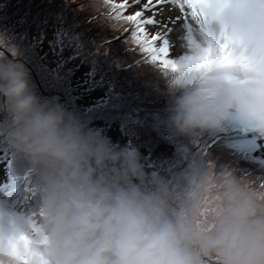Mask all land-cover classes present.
Instances as JSON below:
<instances>
[{
  "label": "clouds",
  "instance_id": "clouds-1",
  "mask_svg": "<svg viewBox=\"0 0 264 264\" xmlns=\"http://www.w3.org/2000/svg\"><path fill=\"white\" fill-rule=\"evenodd\" d=\"M205 11L199 23L189 18L173 56L183 63L224 47L232 63L172 71L145 58L137 67L163 85L155 90L168 97L176 135L202 136L236 118L264 137V0H210ZM18 56L0 35V113L9 118L0 136L33 171L23 210L0 204V264H264V201L248 184L229 179L210 207L179 204L138 152L40 97Z\"/></svg>",
  "mask_w": 264,
  "mask_h": 264
},
{
  "label": "rangeland",
  "instance_id": "rangeland-1",
  "mask_svg": "<svg viewBox=\"0 0 264 264\" xmlns=\"http://www.w3.org/2000/svg\"><path fill=\"white\" fill-rule=\"evenodd\" d=\"M120 1L109 0L94 9L92 0H0V35L18 52L40 97L57 98L87 127L99 130L119 148L138 152L149 178L166 181L179 204L202 201L210 207L219 194L220 186L213 183L202 189L196 187L199 171L208 179L203 182L214 181L221 186L234 177L248 184L264 201L260 195L264 183L259 182L264 177L260 168L264 162V137L252 132L251 137L256 139L249 141L246 148L259 150L245 153L244 157L232 141H210L219 130L191 139L176 135L167 122L168 97L157 90L149 93L148 85L156 89L159 81L143 62L137 67L136 62L143 61L144 54L131 39L132 25L115 19L112 5ZM134 1V6L122 14L142 11L143 19H148L156 13L160 24L146 25V32L165 33L173 54L184 38L190 17L186 21L174 4L144 10L147 0ZM175 55L181 58V54ZM77 89L98 94L93 103L84 104L77 98ZM135 89H141L139 94ZM100 118L108 124L103 126ZM8 120L6 114L0 113V129ZM222 129L232 131L226 124ZM9 168L27 175L24 185L30 190L32 169L0 136V204L7 202V211L16 213L23 210V198L13 207L1 188ZM208 264L214 261L208 260Z\"/></svg>",
  "mask_w": 264,
  "mask_h": 264
},
{
  "label": "snow or ice",
  "instance_id": "snow-or-ice-1",
  "mask_svg": "<svg viewBox=\"0 0 264 264\" xmlns=\"http://www.w3.org/2000/svg\"><path fill=\"white\" fill-rule=\"evenodd\" d=\"M105 4L109 3V0H104ZM139 3V0H136ZM171 3L178 6L182 17L187 21V18L199 23L198 17L206 19V6L210 3V0H156L153 4V0H147L144 4V10H151L152 7L157 5ZM127 0L125 3L119 5H112L113 12L115 13V19L121 23H127L132 25L131 29V39L138 46L139 51L144 54L145 58L153 62H159L164 68L171 69L172 71H179L181 68L191 69L192 65L195 63L198 67L208 66L213 58H219L223 63H232L231 54L225 51L224 47H220L218 50L212 48L206 49L203 55L196 57H182V61L170 58V46L168 39L165 38V33H156L149 37L146 32V25H158L159 21L155 19L156 13H153L152 18L143 19V12L138 11L133 15L124 16L122 13L127 7ZM164 27V26H163ZM128 31V29H125ZM161 41V45L157 46L156 42ZM24 264H27L25 260Z\"/></svg>",
  "mask_w": 264,
  "mask_h": 264
},
{
  "label": "trees",
  "instance_id": "trees-1",
  "mask_svg": "<svg viewBox=\"0 0 264 264\" xmlns=\"http://www.w3.org/2000/svg\"><path fill=\"white\" fill-rule=\"evenodd\" d=\"M51 2L52 3H54L53 2V0H51ZM57 2H55V4H56ZM109 16V15H108ZM127 27V26H126ZM115 37H118V36H115ZM118 39V38H117ZM116 39V40H117ZM123 71H126V69L125 70H123ZM143 86V85H142ZM148 88H149V93H155V89L154 88H152V89H150V85H148ZM142 89V88H141ZM141 89H135V91L139 94V91L141 90ZM77 90H79V92H80V95L77 97L78 98V100H80L82 103H84V104H86V103H93V100H94V98L96 97L95 96V94H98L97 92H92V93H85V91L84 90H80V89H77ZM141 94H143V92H140ZM140 97H141V95H140ZM97 104V103H96ZM86 106V105H85ZM101 119V118H100ZM116 121V120H115ZM101 122H102V124H103V126H106L107 124H108V122L107 121H105V120H102L101 119ZM107 123V124H106ZM116 123H117V121H116ZM118 124V123H117ZM228 127H229V123H227L226 124ZM119 126V125H118ZM220 132H218V133H216V134H214V136L210 139V141H213V143L214 142H216V141H218V140H220V139H222V137L223 136H227V135H229V134H231L232 133V131L231 132H225L223 129H220L219 130ZM120 132H121V130H120ZM121 136H122V139L124 140L125 139V137L122 135V132H121ZM219 138V139H218ZM218 139V140H217ZM230 138H225L224 140H226V141H231V140H229ZM240 152V151H239ZM248 156H250V155H248ZM188 161V160H187ZM210 166V165H209ZM208 166V167H209ZM263 171H264V162H263V164H262V166L260 167ZM200 172L201 171H199L198 173H197V175L195 176V178H196V187L198 188V189H202V188H204L206 185H208V184H210V183H213L214 185H218V186H220V188H221V184H219V183H215L214 181H212V182H203L202 180H208L207 179V177L206 176H200ZM204 175H206L205 173H204ZM259 182H260V184L262 185L263 183H264V177L263 178H261L260 177V179H259ZM217 190H220V189H217ZM221 190H222V188H221ZM220 190V191H221ZM260 195H261V198H263L264 199V190L260 193Z\"/></svg>",
  "mask_w": 264,
  "mask_h": 264
},
{
  "label": "bare ground",
  "instance_id": "bare-ground-1",
  "mask_svg": "<svg viewBox=\"0 0 264 264\" xmlns=\"http://www.w3.org/2000/svg\"><path fill=\"white\" fill-rule=\"evenodd\" d=\"M164 21V20H163ZM27 177V176H26Z\"/></svg>",
  "mask_w": 264,
  "mask_h": 264
}]
</instances>
